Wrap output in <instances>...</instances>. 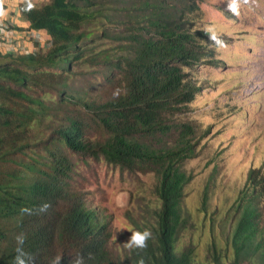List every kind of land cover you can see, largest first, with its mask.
Returning <instances> with one entry per match:
<instances>
[{"label": "trees", "instance_id": "1", "mask_svg": "<svg viewBox=\"0 0 264 264\" xmlns=\"http://www.w3.org/2000/svg\"><path fill=\"white\" fill-rule=\"evenodd\" d=\"M205 2L27 0L20 7L51 44L0 54V264H13L21 233L34 264L78 257L82 264L140 257L145 264H264L263 164L247 170L225 214L222 246L213 227L203 258L192 239L180 244L193 228L182 208L192 176L181 166L210 132L184 118L201 92L196 69L217 67L222 43L197 27ZM88 161L151 174L153 205L125 209L127 224L118 229L104 189L79 183ZM145 228L152 233L145 248L125 246L132 230Z\"/></svg>", "mask_w": 264, "mask_h": 264}, {"label": "rangeland", "instance_id": "2", "mask_svg": "<svg viewBox=\"0 0 264 264\" xmlns=\"http://www.w3.org/2000/svg\"><path fill=\"white\" fill-rule=\"evenodd\" d=\"M230 2L200 4L197 27L220 37L222 43L217 44L218 66L196 69L201 92L184 118L202 131L210 126L197 156L181 166L192 176L184 188L182 208L193 228L182 231L180 244L192 239L200 258L212 227L218 244L223 245L219 228L234 206L247 170L264 165V0H236L235 13L228 8ZM79 168L82 186L104 189L107 209L118 229L127 224L125 209H146L154 203L151 174H131L102 161H88ZM204 193L206 213L199 210Z\"/></svg>", "mask_w": 264, "mask_h": 264}, {"label": "built area", "instance_id": "3", "mask_svg": "<svg viewBox=\"0 0 264 264\" xmlns=\"http://www.w3.org/2000/svg\"><path fill=\"white\" fill-rule=\"evenodd\" d=\"M3 4V0H0ZM50 36L45 31L26 28L17 30L12 24L0 20V53L34 54L50 46Z\"/></svg>", "mask_w": 264, "mask_h": 264}, {"label": "clouds", "instance_id": "4", "mask_svg": "<svg viewBox=\"0 0 264 264\" xmlns=\"http://www.w3.org/2000/svg\"><path fill=\"white\" fill-rule=\"evenodd\" d=\"M32 7H33L32 3L29 2L27 5V8L31 9ZM228 8L233 13L237 12L236 0H231V2L228 4ZM30 28H31V26H30ZM40 31H42V30H40ZM210 39L213 41H216L217 43H220V41L217 40V37L215 36V34H213L210 37ZM0 54H2V53H0ZM3 55H9V54H3ZM12 55H21V54H12ZM47 207H48L47 204H43L39 207V211L43 212L47 209ZM24 211H28V210L24 209ZM151 236H152V233L147 228H145L143 230L134 229L131 231V235H130L128 241L124 244L126 247H129V248L143 249L147 246L146 242L151 238ZM15 240L17 242V248L15 249L16 255L13 258V264H34L33 257L31 255V253L27 252L23 247L24 241H25V237H24L23 233L18 234L15 237ZM57 264H58V262H57ZM74 264H82V258L78 257L74 261ZM136 264H145L144 258L140 257L136 261Z\"/></svg>", "mask_w": 264, "mask_h": 264}, {"label": "crops", "instance_id": "5", "mask_svg": "<svg viewBox=\"0 0 264 264\" xmlns=\"http://www.w3.org/2000/svg\"><path fill=\"white\" fill-rule=\"evenodd\" d=\"M27 0H3L0 4V20H4L17 30H23L30 27V23L22 16L20 7L26 3ZM39 1V0H33ZM43 31V30H42Z\"/></svg>", "mask_w": 264, "mask_h": 264}]
</instances>
